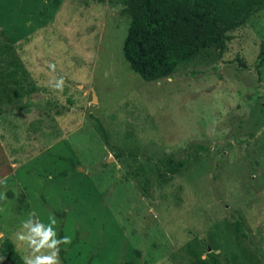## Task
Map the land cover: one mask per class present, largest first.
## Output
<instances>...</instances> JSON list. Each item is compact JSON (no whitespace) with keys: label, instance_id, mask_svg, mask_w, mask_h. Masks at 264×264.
<instances>
[{"label":"rangeland","instance_id":"rangeland-1","mask_svg":"<svg viewBox=\"0 0 264 264\" xmlns=\"http://www.w3.org/2000/svg\"><path fill=\"white\" fill-rule=\"evenodd\" d=\"M126 9L0 0V243L28 255L35 211L71 238L61 264H264V9L151 82L122 57Z\"/></svg>","mask_w":264,"mask_h":264},{"label":"trees","instance_id":"trees-1","mask_svg":"<svg viewBox=\"0 0 264 264\" xmlns=\"http://www.w3.org/2000/svg\"><path fill=\"white\" fill-rule=\"evenodd\" d=\"M126 7L129 24L122 57L133 73L151 82L170 76L179 64L207 48L213 47L221 57L229 33L264 9V0H126ZM263 62L261 44L254 63L257 71ZM11 65L14 73L20 68L14 61ZM179 166L180 162L173 164L172 172ZM234 225L245 238L241 222ZM0 253L10 264H24L9 239L0 243Z\"/></svg>","mask_w":264,"mask_h":264},{"label":"clouds","instance_id":"clouds-1","mask_svg":"<svg viewBox=\"0 0 264 264\" xmlns=\"http://www.w3.org/2000/svg\"><path fill=\"white\" fill-rule=\"evenodd\" d=\"M54 69V66H51ZM63 79L55 83L57 89L63 87ZM49 223L45 225L36 218L35 211L29 214V219L22 222L21 231L16 234V239L24 244L30 250L29 254L22 257L24 264H61L59 252L60 245L71 243L69 236L57 238L55 226L57 219L49 215ZM0 239H3V233H0ZM3 259V258H0Z\"/></svg>","mask_w":264,"mask_h":264},{"label":"water","instance_id":"water-1","mask_svg":"<svg viewBox=\"0 0 264 264\" xmlns=\"http://www.w3.org/2000/svg\"><path fill=\"white\" fill-rule=\"evenodd\" d=\"M94 98V97H93Z\"/></svg>","mask_w":264,"mask_h":264}]
</instances>
